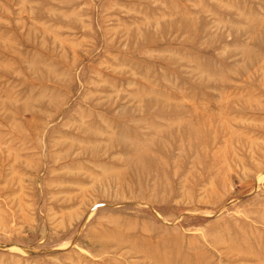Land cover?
<instances>
[{
  "label": "rangeland",
  "instance_id": "1",
  "mask_svg": "<svg viewBox=\"0 0 264 264\" xmlns=\"http://www.w3.org/2000/svg\"><path fill=\"white\" fill-rule=\"evenodd\" d=\"M0 264H264V0H0Z\"/></svg>",
  "mask_w": 264,
  "mask_h": 264
}]
</instances>
